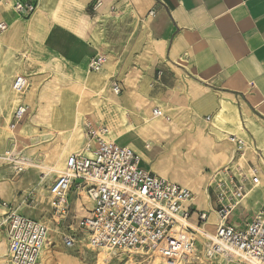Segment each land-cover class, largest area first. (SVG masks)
<instances>
[{
  "label": "crops",
  "instance_id": "obj_1",
  "mask_svg": "<svg viewBox=\"0 0 264 264\" xmlns=\"http://www.w3.org/2000/svg\"><path fill=\"white\" fill-rule=\"evenodd\" d=\"M14 2L37 4V8L29 19L24 20L13 10L6 12L13 0H0V24L8 25L7 30L0 31V54L5 51L16 62L10 64L11 77L17 74L22 77V65L23 75L33 77L29 85L27 81V89L20 97L11 96V107L24 100L32 104L35 110L39 96L36 85L31 83L38 82V86H42L45 82L40 83L36 77L45 74L44 71H55L57 66L62 65L77 68L84 74L90 71L91 60L105 54L116 65L113 72L107 70L105 65L102 77L106 80L110 78L120 86L121 93L116 94L115 99L122 107L119 117L128 129V132L116 137V144L133 150L140 156L142 168L159 177L191 191L198 183L204 190L207 188L208 208L204 209L195 202L194 193L192 203L196 212H208L209 218L212 213L216 215L217 222L211 223L208 219L205 224L207 232L214 233L219 221L215 211V195L207 182L212 181L210 178L214 174L227 168L232 160L233 148L234 153L240 156L231 142L232 136L248 144L247 153L255 152L256 162L249 161L247 164L250 171L261 178L264 187V160L257 157V154L264 157V0ZM98 2L101 5L94 10ZM124 15V19L128 17L134 25L129 39L120 45L115 38L116 41H112V45L110 43L113 52H104L108 44L104 42L105 39L97 40L96 36H102L104 27H112L119 21L118 17ZM63 76L68 80L79 78L76 73H63ZM88 82L89 79H83L84 86ZM108 104L112 108L118 106L114 102ZM155 108L167 109L165 120L169 125L165 129L160 130L156 126L159 120L164 119H153ZM55 113L52 119H40V124L59 123V116ZM33 117L37 119L38 115L34 112ZM147 121L153 123L142 136L130 131V126L144 127ZM208 124H212V130L218 137L207 131ZM239 128L245 137L237 134L226 137L220 130L228 129L236 133ZM222 136L226 142L220 141ZM127 140L137 144L143 154L129 144L120 145ZM166 141L173 151L174 161L168 168L154 170L152 165L164 154ZM88 149L93 150L91 147ZM143 156L146 158L144 167ZM178 168L181 169L180 173L173 175ZM11 170L13 168L9 170L10 177L15 174ZM193 179H197V182H192ZM11 184L5 189L0 186L1 200L10 201L12 187L16 186L12 179ZM84 197L87 198L85 193H71L68 221L86 217L79 210L78 203L82 201L88 212L92 204L88 200L90 208H87ZM263 197L264 188L251 194L239 209V217L233 218L231 223L242 226L249 221L252 212L262 206ZM8 204L19 213L20 209L12 201ZM3 209L2 206L0 216L6 212ZM191 221L197 223V216L193 215ZM0 242L7 245L5 237ZM204 260L213 264L207 259H202L200 264H205ZM233 264L239 263L235 261Z\"/></svg>",
  "mask_w": 264,
  "mask_h": 264
},
{
  "label": "built area",
  "instance_id": "obj_2",
  "mask_svg": "<svg viewBox=\"0 0 264 264\" xmlns=\"http://www.w3.org/2000/svg\"><path fill=\"white\" fill-rule=\"evenodd\" d=\"M100 5L98 2L94 10ZM36 8L37 4L16 2L13 11L27 20ZM7 28V24H0L1 32ZM105 60L103 56L94 58L89 70L99 72ZM26 89V78L17 77L14 92L21 95ZM113 89L117 95L121 93L119 85L114 84ZM29 113L30 106L21 103L14 118L22 121ZM153 115H161L160 109L155 108ZM230 139L236 153L244 156L248 144L236 136ZM98 143L87 154L69 156L62 175L51 183L47 191L51 213L46 223L18 214L9 204L2 205L6 212L0 216V234L7 242L10 264H41L44 251L79 248L82 233L89 234L93 246L143 251L146 256L158 251L170 264L183 260L200 264L202 259L217 264L234 259L239 264H264V199L249 221L242 226L231 223L239 217L243 202L264 188L254 171L251 170V178L243 171L238 177L230 168L213 176L210 188L215 195L219 221L214 233H209L204 229L209 213L192 208L191 190L143 169L140 156L130 148L100 138ZM257 157L264 160L261 154ZM73 191L85 193L92 204L89 216L78 223L68 222ZM193 215L197 216L195 224L191 221ZM67 222V230H61L60 226Z\"/></svg>",
  "mask_w": 264,
  "mask_h": 264
},
{
  "label": "rangeland",
  "instance_id": "obj_3",
  "mask_svg": "<svg viewBox=\"0 0 264 264\" xmlns=\"http://www.w3.org/2000/svg\"><path fill=\"white\" fill-rule=\"evenodd\" d=\"M15 3L16 2H14L13 0L11 7L8 10H6L7 13H10L13 10V6L15 5ZM124 17L125 15L118 17L119 21H117V28H112L109 25L108 27H104L102 36L101 35L96 36L97 40L105 39L104 42L108 44L106 45L105 49H103L104 52L105 51L113 52L111 45H112V41H116L115 38H117L120 45L122 43H126L127 40L129 39L130 36L129 32L134 29V25L131 23V21L128 18H127L128 20L126 21L123 20ZM117 51L118 49L116 48L115 52ZM102 56L106 60L103 64L102 69L99 72L95 73L92 71H87L86 73L83 74L82 71L78 70L77 68H71V67L59 65L56 67L55 71H51V70L44 71L43 73L45 74L36 77L37 81H40V83L45 82L42 86H38V82L31 83L36 85V88L38 90L37 95L39 96L40 102L42 103L43 107L45 108H53V106L59 107L58 109H56V113H55L56 116H59L58 119L59 123L62 120H66L67 118H69V115L74 109L72 103L75 98L74 96L83 87L87 88L88 109L91 108L96 109L97 107L101 106L102 101L106 96L117 98V95L113 89V86L115 84L114 81L111 80L110 78L106 80L104 77H102L104 66L106 65L108 69L109 64H112L113 60L112 59L108 60V55L104 54ZM107 60L108 62L106 63ZM15 63H16L15 60H11V57L7 52L3 51L2 54H0V126H1L0 131L6 128L4 124L6 119L9 121L12 128L18 126H21L23 128L28 126L29 123L32 121L35 112L34 106L24 100L23 102L20 103L17 102L14 105V107H11L10 105V98H12L11 96H15L13 90V82L15 78L19 77V74L15 75L14 77H11L9 75L10 64L14 65ZM21 68H22L21 76L27 79L29 85L33 77L23 75L24 65H22ZM63 73L64 74L68 73L69 75L70 74L73 75L76 73L79 76V78H75L74 79L75 81L70 78L68 80L66 77L63 76ZM84 78H86L87 80L89 79V82L91 83L88 82V85L84 86L83 85ZM62 79H64L65 81H63ZM107 86L108 88L106 95ZM21 103L30 106L31 115H29L27 118L23 119L22 121H17L14 118V114L16 108ZM91 113H93L92 115H94V112ZM88 115H90V113ZM120 117H118V119L115 121L116 125L119 127L117 130L118 132L116 131L114 135H108V134L104 135V132L102 131L109 130V127L111 126L106 124L105 122L103 123V125L100 124V127L102 128L100 132L99 131L95 132L92 125L86 127L83 132L84 133L83 137L79 138L78 140L81 141L82 144L78 147L76 151L68 152L66 154L65 160L70 155L73 154H87L88 153L87 151L82 152V150L84 148H87L88 146L94 150L95 148L98 147L99 138L104 139V141H115L117 136L124 133L123 132L124 130H121V128L124 125V122L121 120ZM54 127L52 126V130L44 127L38 128V130H33V129L26 130L25 132H23L22 137L18 140L19 143H17L16 148H15V144L11 140L12 139L11 135L0 137V186L3 187L4 189L8 186H12L11 184V179H12L13 182L16 183V186L12 187L13 189H12L10 201L14 203V205L17 207L18 210L20 209L18 214L42 221L44 223H46L50 219V213H51L50 203L47 200V191L53 180L57 177L56 174L48 173V170L46 171V168L47 166L48 167L55 166L54 159L63 152V147L65 146V142L63 141L64 139L63 133H58V134L54 133L53 132L55 131ZM212 127H213L212 124L206 125L207 131L217 136L216 132H213ZM145 130H146V126L138 128L136 132L142 136V134L146 133ZM220 130H222L221 131L222 134L226 137H229L231 134H237L239 137L241 136L245 137V135L242 134L240 128L236 129V133L228 129H220ZM224 136H222L224 139L220 138L221 142H226ZM227 140H229V138ZM127 141L128 142L126 141L123 143L121 142L120 145L129 144L132 149L138 151L139 153H141V155L143 154V151L137 144H135L131 140H127ZM249 145H251L250 142ZM164 146L168 147L169 142L166 141V145ZM234 150L235 148H233L232 160L228 162L229 164H227L226 167L232 168V170L238 177L241 176L242 173L241 171H243L246 173L247 176H249V178H251L252 172L250 171L247 162L249 161L253 163L256 162L255 152L249 151L245 156H243L245 159V164L241 167L240 165L237 166L238 162H235L238 160L239 156H237L234 153ZM25 151H26V156L31 159L30 165L24 166V169L28 171L22 173L18 169L15 171V174L12 177H10L9 170L13 167V164L11 161H9L8 158L10 157L9 155L12 153L23 154V152ZM143 157H144V163H143V167H144L146 158L145 156ZM62 170L64 169L61 168V171ZM26 174L28 177H26ZM213 176L210 179H212ZM210 184L211 181L209 182L208 180L207 186ZM210 196L213 198L212 192ZM10 201L9 200L4 201L0 199V208H2V205L4 203L8 204ZM3 211L5 210L3 209ZM0 214H2V212H0ZM78 221L79 219H77L76 221L72 219L71 223H78ZM68 222L64 226L63 225L60 226L61 230L63 229L64 231L67 230ZM210 230H213V228H210ZM53 234L57 236V234L55 233ZM53 237L54 236L52 235V238ZM3 239L4 237L1 236L0 241H3ZM90 240L91 237L89 236V234L82 233L80 238L82 246H80L79 248L77 247L74 250H65L61 247H59L58 249L56 248L54 251L50 249L46 251L45 255H43L41 264H155L154 259L151 258L153 253L149 256H146L147 254L145 252L144 255H141V254H136L138 251L124 252V251H116V250H106L110 254L111 258L109 261L105 263V259L103 257L102 251L97 249L95 246H93ZM231 261L235 262V259ZM203 262L205 264H210L205 260ZM0 264H10L6 244H5L4 253L0 255ZM178 264H189V263L183 260Z\"/></svg>",
  "mask_w": 264,
  "mask_h": 264
},
{
  "label": "bare ground",
  "instance_id": "obj_4",
  "mask_svg": "<svg viewBox=\"0 0 264 264\" xmlns=\"http://www.w3.org/2000/svg\"><path fill=\"white\" fill-rule=\"evenodd\" d=\"M127 18L128 17H126L124 20L125 21L128 20ZM112 27L113 28H117V23L113 24ZM106 63H107V61H106ZM115 65H116V62L113 61L112 64H109L107 70H110L111 72H113L112 70L114 69ZM62 80L65 81L64 79H62ZM21 95H18V94L15 93L16 97H20ZM74 97L75 98H74V100L72 102L73 103V107H74L73 111L72 112L70 111L71 114L69 115V118H67L65 121H62L60 124L59 123H55V122L51 123V125H48V124H43L42 125V124H40V121H39L40 119H44V120H48L49 118L52 119L53 118V112L56 111V109H58V107L57 106L56 107L53 106V108H45V107L42 106V103L40 102V99H39L38 106L35 108V113H36V115H38L37 119L33 117L32 121L29 123V125L26 126V127H23V128L21 126L12 128L10 123H9V121L5 120L4 124H5L6 128H4L3 130L0 131V137H5L7 135H11L12 136L11 140L15 144V148H16L17 143H19L18 140L22 137L23 132H25L26 130H29V129L38 130V128H41V127H44V128L52 130V126L53 127L55 126L54 127L55 131H53L54 133H56V134L63 133V135L66 134V137L63 139V141L65 142V146L63 147V152L54 159L55 160L54 161L55 166H53V167H48L47 166L46 171L48 170V173L56 174L57 177L61 176L62 173H63V170L61 171V168H64L66 154L68 152H70L71 150L72 151H76L78 149V147L82 144V142L78 141V140H79V138L83 137L84 129L86 127H88L89 125H92L95 132H98V131L100 132L102 130V128L100 127V124L103 125V123L105 122L106 124L111 125V126L109 127V130L102 131V132H104V135H106V134L114 135V133H116V131L118 130L115 121L118 119L119 116H121L120 112H121L122 107L118 103V101L115 99V97H111V96L104 97V100L102 101L101 106L97 107L96 109L91 108L92 110L88 109V106H87V104H88V102H87L88 101L87 88L83 87L81 90H79L77 92V94ZM110 102H114V103L118 104L117 108H112V106H110L108 104ZM105 103H107V105H104ZM14 105H12V107H14ZM67 111H68V109H67ZM160 111H161V115H158V116H154L153 115V117H155L153 119H158V118L159 119L160 118L164 119V120H159L157 124L155 123L156 126L160 130H162L163 128L165 129L166 126L168 125L167 121L165 120V118L167 117V109L161 108ZM91 112H94V115H92L93 113H91ZM89 113H90V115H88ZM106 117H108V118H106ZM122 121L124 122V120H122ZM152 123H153L152 121H147L146 122V125H145L146 126V130H150ZM137 129L138 128H134V127L130 126V130L131 131H136ZM121 130H124L123 131L124 133L128 131L125 123H124L123 127L121 128ZM155 139H156V136H155ZM102 140H104V139H102ZM88 147L84 148L82 150V152L87 151ZM68 149L70 151H68ZM23 153H24V155L23 154L20 155V154H17V153H12V154L9 155L10 157H8L9 161H11L13 163V167L12 168H13L14 173L18 169L22 173L25 172V171H28V170L24 169V166H29L30 163H31V160H30V158L26 157V151L23 152ZM173 161H174L173 151L171 150L170 146H169V148H165L164 147V154L161 155L153 163L152 168L154 170H157V169H159L161 167L168 168V167H170V164ZM237 161H238V163H237L238 165L237 166L240 165L242 167L245 164V159H244L243 156H239ZM180 171H181V169L178 168L176 170V172H173L172 174L176 175V173H180ZM26 177H28L27 174H26ZM195 181L197 182V179H193L192 180V182H195ZM185 188H187V187H185ZM192 191L195 194V202L197 204H199L202 208L207 209L208 206H209L208 203H207L208 202V198H209V195H208V192H207V188L204 190L203 186L200 183H198V184H196L195 189L192 190ZM83 199L85 200V202L87 204V208H90V202H88V199L86 197H84ZM78 208H79L80 211H82L84 216H87V217L89 216V212L86 209V207L84 206V203L82 201H80L78 203ZM209 222H211V223L217 222V218H216V215L214 213L211 214V216L209 218ZM182 224L183 225H187V223L185 221H183ZM96 248L102 251L103 257L105 259V263L110 260V258H111L110 254L108 253V251H106L108 249H103V248H100V247H96ZM4 250H5V246H4V244L2 242H0V255L4 253ZM45 254H46V251H44L42 253V257ZM136 254L144 255V252L143 251H138ZM151 258L154 259L155 264H170L169 262H167V260H165L161 256V254L158 251H154L152 256H151ZM233 262L234 261L229 260L228 263H226V264H233Z\"/></svg>",
  "mask_w": 264,
  "mask_h": 264
}]
</instances>
